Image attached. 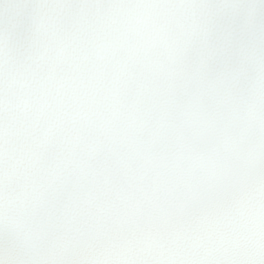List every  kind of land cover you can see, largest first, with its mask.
Masks as SVG:
<instances>
[{
	"label": "clouds",
	"instance_id": "9594fccd",
	"mask_svg": "<svg viewBox=\"0 0 264 264\" xmlns=\"http://www.w3.org/2000/svg\"><path fill=\"white\" fill-rule=\"evenodd\" d=\"M0 264H264V0H0Z\"/></svg>",
	"mask_w": 264,
	"mask_h": 264
}]
</instances>
